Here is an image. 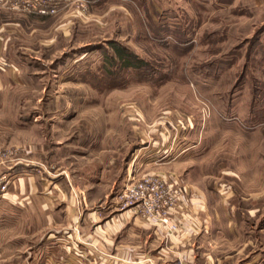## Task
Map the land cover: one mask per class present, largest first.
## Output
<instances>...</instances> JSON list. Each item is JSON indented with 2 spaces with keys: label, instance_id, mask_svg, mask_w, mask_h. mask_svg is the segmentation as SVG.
Returning a JSON list of instances; mask_svg holds the SVG:
<instances>
[{
  "label": "rangeland",
  "instance_id": "obj_1",
  "mask_svg": "<svg viewBox=\"0 0 264 264\" xmlns=\"http://www.w3.org/2000/svg\"><path fill=\"white\" fill-rule=\"evenodd\" d=\"M148 176L179 192L174 230L123 207ZM199 188L232 219L214 258L258 256L264 0H0V264L78 263V216L112 207L166 243Z\"/></svg>",
  "mask_w": 264,
  "mask_h": 264
},
{
  "label": "crops",
  "instance_id": "obj_2",
  "mask_svg": "<svg viewBox=\"0 0 264 264\" xmlns=\"http://www.w3.org/2000/svg\"><path fill=\"white\" fill-rule=\"evenodd\" d=\"M170 177L172 179V176ZM218 189L220 188H199L200 192L190 200L188 207L191 212L195 209L198 216L186 215L189 222L178 234L170 238L171 242L166 243L160 240L159 233L153 228H141L132 222L129 212H115L112 210L113 207L111 211L116 215L105 223L108 229L105 232L103 231L105 226L102 225L104 221L93 229L95 224H100L103 219L102 211L97 210L89 214L88 219L93 223L92 226H88L83 218L78 216V225L73 231L79 246L76 264H220V259L214 258V255L217 254L215 251L219 248L220 241L226 238L221 228L225 224L228 226L232 219L225 213L226 200H217ZM207 190L213 193H206ZM38 201L33 199L28 202L30 210L33 211L34 207L38 206L34 204ZM70 203L64 208L66 214L72 212ZM42 204L48 211L54 207L51 199L48 198H43ZM49 218L51 221L55 219L50 215ZM64 219L70 224L69 216H65ZM194 223L200 225L198 231L189 228V225ZM112 230L114 233H111ZM230 233L235 234L232 231ZM216 240L219 241L217 244ZM85 242H88V245H85ZM258 253V256L245 264H264V250H259Z\"/></svg>",
  "mask_w": 264,
  "mask_h": 264
},
{
  "label": "built area",
  "instance_id": "obj_3",
  "mask_svg": "<svg viewBox=\"0 0 264 264\" xmlns=\"http://www.w3.org/2000/svg\"><path fill=\"white\" fill-rule=\"evenodd\" d=\"M178 193L158 178L144 177L123 191V207L131 208L145 218L159 219L162 225L174 230L175 226L170 225L168 216L176 205Z\"/></svg>",
  "mask_w": 264,
  "mask_h": 264
},
{
  "label": "trees",
  "instance_id": "obj_4",
  "mask_svg": "<svg viewBox=\"0 0 264 264\" xmlns=\"http://www.w3.org/2000/svg\"><path fill=\"white\" fill-rule=\"evenodd\" d=\"M117 53L122 61V66L124 67H140L141 65H143L142 62H138V61L131 62V59L133 58L123 52L117 51Z\"/></svg>",
  "mask_w": 264,
  "mask_h": 264
}]
</instances>
